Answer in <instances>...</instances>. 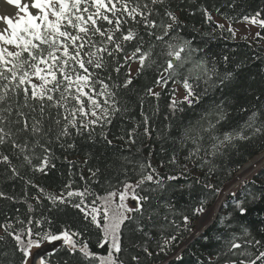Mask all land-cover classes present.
I'll list each match as a JSON object with an SVG mask.
<instances>
[{
  "label": "snow or ice",
  "instance_id": "snow-or-ice-1",
  "mask_svg": "<svg viewBox=\"0 0 264 264\" xmlns=\"http://www.w3.org/2000/svg\"><path fill=\"white\" fill-rule=\"evenodd\" d=\"M7 2L16 13L0 17V184L19 182L20 194L0 189V201L23 211L0 212V264H185V234L204 241L193 264H264V214L252 207L264 190L244 181L240 196L219 200L213 180L217 161L264 143V93L247 106L233 94L248 63L230 69L234 58L213 50L235 42L240 24L248 61L264 63V6ZM153 140L165 153L155 164ZM59 167V187L40 182ZM68 209L72 220L61 218Z\"/></svg>",
  "mask_w": 264,
  "mask_h": 264
},
{
  "label": "trees",
  "instance_id": "trees-1",
  "mask_svg": "<svg viewBox=\"0 0 264 264\" xmlns=\"http://www.w3.org/2000/svg\"><path fill=\"white\" fill-rule=\"evenodd\" d=\"M257 6H264V0H251L250 7L255 9ZM248 42L253 43V47H255V41L252 39L247 40ZM235 48V51H232V48ZM213 50L217 54H228L231 59L229 64V68L232 69L234 66L241 61H245L248 63L247 67H243L240 72L238 73V79L235 82L233 87V94L239 98L238 106H247L251 103H254V95L264 93V63L259 61L256 62H249L248 57L254 54L253 50L250 49L244 40L239 41H220L218 44L213 45ZM260 52L264 54V42L260 43ZM136 70V68H135ZM135 70L132 71V74L135 75ZM253 77L255 79H253ZM264 98V97H262ZM165 104L164 102L161 103V117L160 120L162 121L163 114L165 112ZM160 121L157 122L159 125ZM151 143L153 145L154 150V159L153 163H157L165 153L161 151V145L159 142L153 141H145V144ZM165 149L170 151L169 145H164ZM149 149L147 147L144 148V155L148 154ZM264 153V143H254L242 146L240 150L231 156L224 157L223 159L217 161V169L216 175L213 177L214 182L217 183L219 187L222 189L232 180L235 174L249 161H251L254 157ZM73 160H80L82 157L73 156L70 157ZM59 164V162H58ZM237 165L239 167L237 168ZM64 171V168L59 167L57 171L53 172L50 177L45 178L44 180L40 181L45 186L51 187H59L63 177L61 176V172ZM231 173V175H229ZM87 175V172H85ZM202 175V174H201ZM243 182L240 184L239 188L235 191L238 196L241 195ZM0 189L7 191L9 194H20V184L17 182L15 185L11 184H0ZM247 190L252 192H259L264 190V165L263 167L256 172L250 179L247 180ZM201 189L199 186H196V189L193 195H200ZM181 203H183L187 197L179 198ZM231 200L232 197L230 195H226L223 200ZM217 198L212 197L209 198L207 203V208L210 210ZM15 207H21L23 211V207L20 205H12L8 202L0 201V212L7 211V212H14ZM253 211V218L259 213L264 214V203L258 202L256 205L252 206ZM62 219L72 220L74 218V211L72 209H68L65 214H61ZM198 220L193 221V228ZM79 227V222L77 221L76 225ZM214 227V226H213ZM207 235H213L211 227L208 229ZM188 244V247L184 249V257H185V264H193L197 255L201 252L206 251L204 246V241L202 239L196 238L188 242V235L185 234L183 241L180 243V247L184 248V245ZM94 247V242H93Z\"/></svg>",
  "mask_w": 264,
  "mask_h": 264
},
{
  "label": "rangeland",
  "instance_id": "rangeland-1",
  "mask_svg": "<svg viewBox=\"0 0 264 264\" xmlns=\"http://www.w3.org/2000/svg\"><path fill=\"white\" fill-rule=\"evenodd\" d=\"M16 13V9L13 5H10L7 0H0V17L3 16H14ZM236 27L240 28L241 31L237 34L236 40H243V25L237 24ZM257 31V29H252V35H248L247 40H250L253 38L254 33ZM136 68L135 65L132 66V71H134ZM250 165V167H247V165ZM264 165V153L254 157L251 161H249L246 165H244L232 178V180L223 188L225 190V194L219 197V200H223L224 196L227 195L230 191H236L240 184L244 181H247L250 179L256 172H258ZM244 168V169H243ZM242 170V174L240 173ZM244 170V171H243ZM218 201L215 202L213 207L208 210L209 212H212L216 209ZM199 224V220L197 221L195 227H197Z\"/></svg>",
  "mask_w": 264,
  "mask_h": 264
},
{
  "label": "bare ground",
  "instance_id": "bare-ground-1",
  "mask_svg": "<svg viewBox=\"0 0 264 264\" xmlns=\"http://www.w3.org/2000/svg\"><path fill=\"white\" fill-rule=\"evenodd\" d=\"M247 167H250V165L248 164V165H247ZM243 169H244V168H243ZM243 171H244V170H243ZM240 173L242 174V170H241V172H240Z\"/></svg>",
  "mask_w": 264,
  "mask_h": 264
}]
</instances>
